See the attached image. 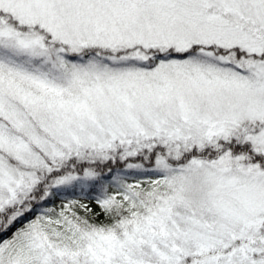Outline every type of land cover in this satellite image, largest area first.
Masks as SVG:
<instances>
[{
    "label": "snow or ice",
    "instance_id": "obj_1",
    "mask_svg": "<svg viewBox=\"0 0 264 264\" xmlns=\"http://www.w3.org/2000/svg\"><path fill=\"white\" fill-rule=\"evenodd\" d=\"M0 264H264V0H0Z\"/></svg>",
    "mask_w": 264,
    "mask_h": 264
}]
</instances>
